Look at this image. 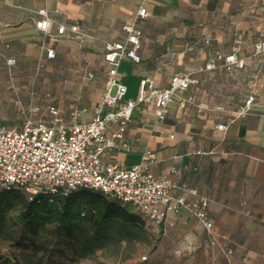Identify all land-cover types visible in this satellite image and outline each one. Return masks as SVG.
<instances>
[{
	"label": "crops",
	"instance_id": "crops-1",
	"mask_svg": "<svg viewBox=\"0 0 264 264\" xmlns=\"http://www.w3.org/2000/svg\"><path fill=\"white\" fill-rule=\"evenodd\" d=\"M141 7L146 17L138 14ZM43 8L52 20L49 33L36 27ZM76 23L83 39L70 31L52 38L60 25L70 29ZM129 24L141 28L143 37L141 62L124 59L119 67L126 99L138 97L144 77L164 89L179 71L199 70L211 59L218 68L198 72L200 84L189 90L195 105L182 110L174 101L164 121L156 119L154 104L138 106L125 135L131 151L108 152L103 161L130 169L149 151L154 175L170 176L176 169L181 184L208 199L214 235L234 253L210 246L204 227L182 210L162 229L169 245L179 246L174 256L182 264H264V54L255 53L264 40V0H0V85L21 102L20 121L22 107L41 102L58 107L65 122L77 105L79 119L90 121L107 80L105 44L125 40ZM45 46L55 48L54 60L47 59ZM234 52L245 67L227 70L224 58ZM9 58L17 60L14 71ZM251 96V112L238 117ZM221 124L227 129L219 130Z\"/></svg>",
	"mask_w": 264,
	"mask_h": 264
},
{
	"label": "built area",
	"instance_id": "built-area-1",
	"mask_svg": "<svg viewBox=\"0 0 264 264\" xmlns=\"http://www.w3.org/2000/svg\"><path fill=\"white\" fill-rule=\"evenodd\" d=\"M38 14L41 19L36 22V27L49 33L52 20L48 10L43 8ZM138 14L146 17L147 9L141 7ZM124 30L125 40L105 44L107 80L90 121L79 119L80 108L77 105L70 112V121L65 122L58 107L41 102L21 108L23 120L20 125L9 127L0 123V189L20 190L29 200L38 195L68 196L80 189L101 192L108 199L132 207L158 231H162L171 214L186 210L204 227L209 245L231 256L234 250L227 241L214 235L208 199L200 197L196 189L181 184L178 170L172 169L170 176L154 175L150 166L156 160L149 151L143 154L140 163L130 169L103 161L108 152L131 151L125 135L138 106L154 104L156 119L164 121L174 101L182 110L195 105L194 95L189 90L200 84L198 72L209 73L218 68L216 59H211L199 70L179 71L164 89L156 87L152 78L144 77L138 97L126 99L128 88L119 78V67L124 59L136 64L141 62L139 50L143 31L136 24H129ZM68 31L77 39L86 37L80 24L76 23L70 29L60 25L52 38L66 36ZM45 51L47 59L57 57L54 47L45 46ZM255 53L264 54V40L255 44ZM217 58L223 57L217 53ZM6 64L12 68L17 65V60L9 58ZM39 66L42 68L43 64ZM223 67L227 70L243 69L245 60L234 52L224 58ZM86 78L91 80L94 74L89 72ZM255 102L253 96L244 100L237 110L238 117L248 115ZM17 103L21 104L20 101ZM110 126H115L111 132ZM218 129L224 131L227 125H218ZM179 191H187L194 199L188 200Z\"/></svg>",
	"mask_w": 264,
	"mask_h": 264
},
{
	"label": "trees",
	"instance_id": "trees-1",
	"mask_svg": "<svg viewBox=\"0 0 264 264\" xmlns=\"http://www.w3.org/2000/svg\"><path fill=\"white\" fill-rule=\"evenodd\" d=\"M146 222L129 206L101 192L80 189L68 196L38 195L0 189V240L16 248L0 264H54L49 255L93 259L98 251L119 254L147 242Z\"/></svg>",
	"mask_w": 264,
	"mask_h": 264
},
{
	"label": "rangeland",
	"instance_id": "rangeland-1",
	"mask_svg": "<svg viewBox=\"0 0 264 264\" xmlns=\"http://www.w3.org/2000/svg\"><path fill=\"white\" fill-rule=\"evenodd\" d=\"M15 68L11 70L14 71ZM4 71H9L5 69ZM7 87V86H6ZM38 89V88H37ZM10 90L4 89L3 85H0V123H4L9 127L19 125L20 114L17 108L15 96L7 95ZM5 92V93H4ZM115 92V91H114ZM22 101L27 103L25 96L21 97ZM25 99V100H24ZM133 213L139 214L130 207ZM140 215V214H139ZM142 218V217H141ZM143 219V218H142ZM144 220V219H143ZM146 222V221H145ZM146 234L148 240L146 243L137 245L132 249L123 248L119 254L109 251H98L96 257L93 259H71V254L64 255H52L48 257L50 263L54 264H179L183 263V260H177L174 256V252L177 251L179 246L173 247L166 241V236L163 235V231H158L157 228L147 224L145 225ZM3 254L9 253L16 248L17 251H21L25 248L13 247L11 242L2 243L0 240ZM146 256L147 259H143Z\"/></svg>",
	"mask_w": 264,
	"mask_h": 264
}]
</instances>
